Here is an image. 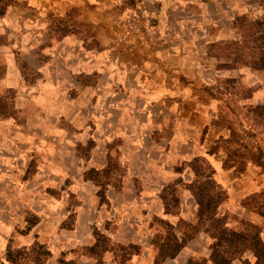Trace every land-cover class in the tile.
<instances>
[{"label":"rangeland","instance_id":"rangeland-1","mask_svg":"<svg viewBox=\"0 0 264 264\" xmlns=\"http://www.w3.org/2000/svg\"><path fill=\"white\" fill-rule=\"evenodd\" d=\"M138 72L157 73L161 81L166 76L167 87L158 93L135 85ZM263 73L264 0H0V192L16 181L14 172L20 168H25L17 176L22 182L38 171L52 133L43 114L53 105L78 102L80 96L91 102L98 97L101 104L115 101L118 113L140 120L143 111L151 112L158 124L150 133L152 143L162 141L168 154L177 155L171 157L176 177L155 191L160 212L144 224L140 213L141 222L132 229L136 240L131 231L128 241L116 240L118 224L96 218L88 245L55 248L44 264H59L61 258L82 264L81 256L86 264H214V240L196 227L199 189L209 183L211 194H218L210 177L222 189L216 212L224 226L249 237L258 231L264 242ZM110 75L117 77L112 84L105 78ZM140 102L147 106L143 111ZM58 115L56 127L64 128L72 142L70 165L92 186L97 206L109 209L107 186L122 194L129 166L124 143L107 141L106 165L98 169L92 166L94 119L72 124L64 113ZM188 138L196 142L191 153L184 143ZM218 164L226 173L224 183ZM71 181L66 178L61 189L67 190ZM142 188L136 180L127 200L140 201L147 192ZM81 197L68 191L58 231L75 225ZM16 217L6 236L0 235V264H9L4 256L8 246L21 248L18 238L40 222L26 210ZM95 231L102 234L98 254L89 251ZM44 237L35 234L34 240L48 248ZM183 239L173 257L160 259ZM255 260L249 248L232 264Z\"/></svg>","mask_w":264,"mask_h":264},{"label":"crops","instance_id":"crops-1","mask_svg":"<svg viewBox=\"0 0 264 264\" xmlns=\"http://www.w3.org/2000/svg\"><path fill=\"white\" fill-rule=\"evenodd\" d=\"M136 74L135 78L138 80H135L134 84L141 86L143 89L152 87L153 89H159L156 90L158 93H162L161 89L167 87L166 76L161 81V77L159 78L156 75L157 73L138 72ZM105 78L110 79L112 84L117 77L110 75L109 78ZM133 87L139 89L138 86ZM105 91L111 93L112 90L106 85ZM62 105L61 108L60 105H53L50 109L53 112L49 110L43 114L49 118L45 125L52 130V133L51 137L47 138L46 154L44 153L43 160L34 177L24 182L20 181L19 178L17 180L19 173L22 174L25 171V168H20L19 171L14 172L16 181H11L8 184L9 188H3L1 191L3 193L0 192V235L7 234L18 221L19 218L17 219L16 216H21L26 210L37 215L40 222L38 221L33 230L26 236L18 238L17 243L20 247L28 246L34 240L35 234L45 236L51 253L55 248L67 251L72 247L88 245L91 236L90 224L96 222V218L101 223L105 220L114 221L118 224L119 231L116 234V240L128 241L130 231V236L133 240H136L138 236H134L133 232L136 231L139 222L142 221V224H144L148 217L160 212L161 205L159 199L155 196V191H158L167 181L176 177L177 171L171 157L177 155L174 156V153L168 154L162 147L164 146L162 141L152 143L150 133L152 129L158 128V124H153L151 112L143 111L147 108L144 103L140 102L139 104V109L142 108V114H144L142 120L132 118L128 112L118 113L115 101H106L101 104V102H98V97L94 102H91L86 97L80 96L78 102L70 104L65 101ZM131 106H134V104ZM124 108L130 109L129 106ZM59 113H64V117L72 124L89 117L94 119L96 127L93 137L97 142V147L93 155L92 166L98 169L106 165L105 147L107 141L119 138L124 143V156L128 159L129 166L127 173L122 177V194H114L112 192L113 188L107 186L106 196L110 203L109 209L106 207L100 208V205L97 206L95 198L92 197V186L83 182L81 171L78 168L70 165L72 142L68 140V133L64 128L56 127ZM192 141V138H188L184 142L188 153L193 150L196 144ZM172 144L178 145L180 143L172 141ZM192 155L189 154L188 157ZM178 157L183 158L182 155H178ZM218 165L215 166L217 175L224 183L225 178H227L226 173L220 168V164ZM66 178H71L72 181L67 190H62ZM189 178L190 174L188 175ZM135 179L140 182V185L142 184L143 191L147 192L140 198V201L129 202L127 197L131 195L130 192L132 193L135 190ZM55 190H60V195L57 197L54 194ZM68 191L79 193L82 196L81 204L76 209L78 216L75 225L71 229L58 231L57 227L66 212ZM140 213L144 216L141 221ZM126 238L127 240H124ZM85 258L84 256L79 258L82 264H86L87 261H83Z\"/></svg>","mask_w":264,"mask_h":264},{"label":"trees","instance_id":"trees-1","mask_svg":"<svg viewBox=\"0 0 264 264\" xmlns=\"http://www.w3.org/2000/svg\"><path fill=\"white\" fill-rule=\"evenodd\" d=\"M201 159L205 160L204 157ZM196 161L197 159L195 158V162ZM106 170L107 169H103L101 172L98 171V174H103ZM210 178L211 181L209 182L214 184L213 186L217 188L218 194H211L212 188L209 183V188L207 189L202 186V188L199 189L200 196H198L197 200L198 211L196 215V227L200 226L201 228H204V230L214 240L212 243L210 259L214 264H232V261L235 259L238 253L250 248L253 250L256 259L254 264H264V242L259 238L258 231L254 232L253 234L249 233L252 234L249 237L245 232L226 228L224 226L223 218L217 216V206L223 199L221 195L222 189L218 184H216L212 177ZM99 192L102 196L101 200L104 201L103 190L101 189ZM262 216L264 217V215ZM27 227L29 230L30 226ZM94 233L96 240L90 246L89 251H92L93 254H98L97 240L102 238V234L97 231ZM171 237V239H173L174 235ZM185 241L186 239H183L181 242H178L177 245L171 249V251L161 254L160 259H164L166 256L173 257L184 245ZM219 245L222 246L223 249H219ZM4 256L9 264H44L46 259L50 256V251L46 247V244L35 239L30 245L23 246L21 248L13 249L11 246H8ZM75 263L76 262L72 260L67 261L61 258L59 264ZM97 264H100V262Z\"/></svg>","mask_w":264,"mask_h":264}]
</instances>
